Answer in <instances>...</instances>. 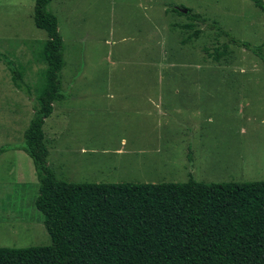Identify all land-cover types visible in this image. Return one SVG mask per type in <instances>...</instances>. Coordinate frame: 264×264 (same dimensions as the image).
Returning a JSON list of instances; mask_svg holds the SVG:
<instances>
[{
  "label": "rangeland",
  "instance_id": "374dc122",
  "mask_svg": "<svg viewBox=\"0 0 264 264\" xmlns=\"http://www.w3.org/2000/svg\"><path fill=\"white\" fill-rule=\"evenodd\" d=\"M33 7L0 0V54L31 93L13 86L0 61V246L17 248L51 243L34 206L33 163L20 150L45 67L37 52L47 36ZM47 9L63 42L64 97L42 126L58 178L264 180V51L224 34L251 49L264 44V13L252 0H52Z\"/></svg>",
  "mask_w": 264,
  "mask_h": 264
},
{
  "label": "trees",
  "instance_id": "16d2710c",
  "mask_svg": "<svg viewBox=\"0 0 264 264\" xmlns=\"http://www.w3.org/2000/svg\"><path fill=\"white\" fill-rule=\"evenodd\" d=\"M51 1L34 0V25L47 36L37 52L45 67L20 146L33 163L38 181L34 206L44 216L51 243L0 246V264H264V180L72 182L55 175L42 129L53 104L64 97L59 74L63 42L57 18L47 9ZM252 1L264 13V2ZM189 13L187 8L191 19L204 21ZM224 34L255 54L264 51V44L251 49ZM6 59L0 54L13 86L31 98L22 71ZM6 149L1 146L0 153Z\"/></svg>",
  "mask_w": 264,
  "mask_h": 264
},
{
  "label": "crops",
  "instance_id": "0c3cea01",
  "mask_svg": "<svg viewBox=\"0 0 264 264\" xmlns=\"http://www.w3.org/2000/svg\"><path fill=\"white\" fill-rule=\"evenodd\" d=\"M122 142H123V140H122ZM82 150H83V149H82ZM83 151H84V150H83ZM124 151H125V150H124V148H122V146H119L118 149L115 150L116 154H118V155L123 154Z\"/></svg>",
  "mask_w": 264,
  "mask_h": 264
},
{
  "label": "water",
  "instance_id": "95a60500",
  "mask_svg": "<svg viewBox=\"0 0 264 264\" xmlns=\"http://www.w3.org/2000/svg\"><path fill=\"white\" fill-rule=\"evenodd\" d=\"M183 11H184V12H186V10H185V9H184Z\"/></svg>",
  "mask_w": 264,
  "mask_h": 264
}]
</instances>
